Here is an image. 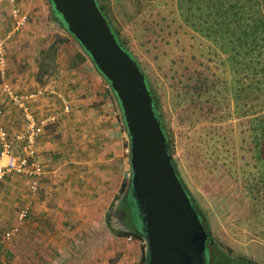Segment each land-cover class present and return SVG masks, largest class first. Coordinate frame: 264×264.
I'll list each match as a JSON object with an SVG mask.
<instances>
[{
    "label": "crops",
    "instance_id": "0c3cea01",
    "mask_svg": "<svg viewBox=\"0 0 264 264\" xmlns=\"http://www.w3.org/2000/svg\"><path fill=\"white\" fill-rule=\"evenodd\" d=\"M18 1L29 19L27 38L37 40L30 46L35 68L30 72L21 68L22 46L10 28L7 79H18L10 84L18 95L45 92L29 109L45 122L35 143L43 174L36 180L8 175L0 183V264L8 245L5 233L17 225L25 208L29 216L19 225L15 243L8 246L11 264H140V245L114 234L130 231L133 221L126 190L119 201L131 169L130 142L118 100L57 18L50 0ZM30 1L43 6L44 17L36 14ZM39 19H45L44 25ZM10 69L17 72L12 75ZM2 101L4 128L11 135L23 133V114L7 97ZM21 149V142L14 143L13 153Z\"/></svg>",
    "mask_w": 264,
    "mask_h": 264
},
{
    "label": "rangeland",
    "instance_id": "374dc122",
    "mask_svg": "<svg viewBox=\"0 0 264 264\" xmlns=\"http://www.w3.org/2000/svg\"><path fill=\"white\" fill-rule=\"evenodd\" d=\"M130 1V10L134 13L132 27L126 24L123 12L114 10L115 17L122 28L125 25L124 35L158 98L163 119L173 134V157L177 168L205 215L210 236L227 254L264 264V162L255 164V151L251 150L254 142L241 128L240 118L232 116L229 123L223 124L222 126L229 128L221 132L220 138L210 136L209 133L213 134L217 126L208 118V103L214 99L210 91H201L199 86V82L207 79L209 83V79L214 81L216 88L221 87L225 80L221 57L217 60L210 57L207 45H201L202 42L182 23L175 0H154L146 6L138 4L137 0ZM31 3L36 6V14L44 17L43 6L37 2ZM16 4L26 16L18 0ZM12 18L10 7L0 3V39L6 45L9 41L6 31L8 33L13 28L15 35H18L16 39L20 40L22 46L19 55L22 58L21 68L30 72V69L35 68V62H31L33 54L30 46L37 40L34 37L27 38V16L26 23L18 30H15ZM44 20L39 19L43 25ZM140 29H145V32L140 33ZM50 33L56 35L55 32ZM6 69L8 76L7 60ZM16 72L17 70H12L10 74ZM15 80L18 81L17 78L10 81L7 79L11 85L15 84ZM192 93H196L197 97L192 99ZM217 98L222 100L221 114H224L229 102L221 95ZM212 109L211 112L217 113L216 108ZM228 109L231 111V104ZM186 129L190 130L186 132ZM243 137L248 140L244 141ZM129 150L130 148L128 152ZM16 183L21 184L19 181H15ZM121 196L122 192L119 194V201ZM15 222V227H19L25 221ZM13 223L14 221L11 224ZM11 226L5 227L10 230ZM16 236L8 240L4 238L8 245L4 246L3 264L12 263L13 253L8 246L15 243ZM134 240V243L140 245L142 255H146L145 243L130 237V241ZM1 255L2 247L0 257Z\"/></svg>",
    "mask_w": 264,
    "mask_h": 264
},
{
    "label": "water",
    "instance_id": "95a60500",
    "mask_svg": "<svg viewBox=\"0 0 264 264\" xmlns=\"http://www.w3.org/2000/svg\"><path fill=\"white\" fill-rule=\"evenodd\" d=\"M68 33L115 94L130 142V190L146 264H206V232L177 177L153 99L95 0H50Z\"/></svg>",
    "mask_w": 264,
    "mask_h": 264
},
{
    "label": "trees",
    "instance_id": "16d2710c",
    "mask_svg": "<svg viewBox=\"0 0 264 264\" xmlns=\"http://www.w3.org/2000/svg\"><path fill=\"white\" fill-rule=\"evenodd\" d=\"M96 4L107 20L117 43L136 62L140 71L144 75L146 85L153 99V109L156 119L160 122L161 129L166 138L169 154L172 156V165L184 190L186 191L192 205L196 209L202 225L206 232L210 233L205 215L197 201L190 193L184 183L176 160L173 157L175 148L173 145V134L159 108L158 98L152 90L151 83L144 71L141 63L133 53L128 40L124 35L121 23L115 17L114 10L123 12L126 24L132 27L131 19L134 13L131 12L130 0H95ZM138 4L149 5L154 0H137ZM176 8L182 23L202 43L207 45L210 57L216 60L221 57L223 64V75L225 80L221 87H217L214 81L205 79L199 82L201 91H210L213 101H209L208 118L217 126L212 138H220L221 132L226 128L223 124L229 123L232 118L241 119V128L248 138L253 141L252 151H255L254 159L256 165L264 162V0H175ZM57 16V14L55 13ZM61 21L60 17L57 16ZM62 22V21H61ZM63 23V22H62ZM64 25V24H63ZM144 33L145 29H140ZM223 56V58H222ZM197 97L196 93H192ZM226 97L227 102L224 114H221L220 102L217 97ZM200 96V94H198ZM202 97L204 94L202 93ZM201 97V98H202ZM217 98V101L215 100ZM231 104V111L228 107ZM216 108L217 113L211 112ZM121 110V109H120ZM220 126V127H219ZM229 128V127H228ZM226 128L225 130H227ZM190 129H186V132ZM199 131H197L198 134ZM205 133V131H204ZM201 133V134H204ZM200 135V134H199ZM202 136V135H201ZM199 137V136H198ZM247 137L242 139L248 140ZM225 138V137H224ZM264 179V178H262ZM264 181V180H263ZM127 191L129 195V183H123L120 192ZM253 194V192H251ZM127 195V196H128ZM263 212H264V200ZM130 205L133 210V221L130 224V231H114L117 237H133L145 243L143 234L140 231L138 221L132 201ZM131 211V209H130ZM262 236V235H261ZM264 237V236H263ZM206 264H257L256 262L244 258L233 257L214 242L210 236L206 244ZM140 264H146V255L143 253Z\"/></svg>",
    "mask_w": 264,
    "mask_h": 264
},
{
    "label": "built area",
    "instance_id": "2783aa9c",
    "mask_svg": "<svg viewBox=\"0 0 264 264\" xmlns=\"http://www.w3.org/2000/svg\"><path fill=\"white\" fill-rule=\"evenodd\" d=\"M17 0H0L10 7L11 15L15 19V30L20 29L26 23V16L21 13L16 4ZM44 91L31 93L27 95H18L15 93L7 81L6 69V49L4 40L0 39V183L8 175L24 177L30 180H36L43 174L42 165L35 158L36 138L40 134V128L45 124L38 120L30 111L31 103L37 98L43 96ZM9 99L13 107L23 114L25 127L23 133L11 135L6 131L3 125V101L2 97ZM22 144V151L18 154L13 153L14 143ZM35 183L32 188H34ZM29 216V208L21 211L18 217V223L24 221ZM19 233V227H14L5 233V239L8 240Z\"/></svg>",
    "mask_w": 264,
    "mask_h": 264
}]
</instances>
